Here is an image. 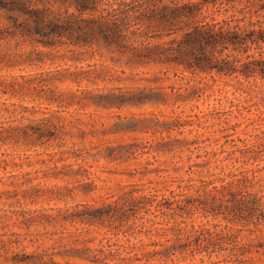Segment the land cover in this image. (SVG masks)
<instances>
[{
  "label": "rangeland",
  "instance_id": "1",
  "mask_svg": "<svg viewBox=\"0 0 264 264\" xmlns=\"http://www.w3.org/2000/svg\"><path fill=\"white\" fill-rule=\"evenodd\" d=\"M147 1L169 2H136ZM18 48L30 46L0 39V264H234L226 250L161 252L178 233L199 240L229 229L201 210L173 218L147 200L243 170L264 182V81L203 74L187 83L99 53L28 65L11 59ZM143 91L149 101L134 98Z\"/></svg>",
  "mask_w": 264,
  "mask_h": 264
},
{
  "label": "trees",
  "instance_id": "2",
  "mask_svg": "<svg viewBox=\"0 0 264 264\" xmlns=\"http://www.w3.org/2000/svg\"><path fill=\"white\" fill-rule=\"evenodd\" d=\"M136 1L0 0L5 15L0 16V39L29 44V49L18 48L11 57L21 64L37 65L46 58L77 64L99 53L130 67L157 66L158 74L169 77L171 73L187 83L198 81L203 74L264 81V0ZM232 9L230 16H215V11L227 14ZM145 93L134 98L149 101L151 96ZM123 97L113 94L108 98ZM257 172H232L201 183L187 179L182 190H172L171 196H149L147 203L161 213L170 209L173 218L185 219L201 210L206 216L225 220L229 229H208L209 236L199 240L178 233L174 244L161 252L176 256L189 248L193 255L226 250L227 262L264 264V182L258 181ZM188 189L198 196L189 197ZM243 230L253 236L249 242L240 238Z\"/></svg>",
  "mask_w": 264,
  "mask_h": 264
}]
</instances>
